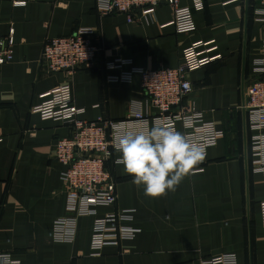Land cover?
<instances>
[{
  "label": "crops",
  "instance_id": "0c3cea01",
  "mask_svg": "<svg viewBox=\"0 0 264 264\" xmlns=\"http://www.w3.org/2000/svg\"><path fill=\"white\" fill-rule=\"evenodd\" d=\"M0 0V38H14V60L0 67V254L20 264H264V177L252 170L246 87L264 64V22L252 0H181L194 9L196 29L178 33L165 3L131 16H102L97 0ZM88 30L101 48L94 67L72 76L50 74L42 60L45 42ZM215 42L222 60L189 75L185 104L204 113L224 133L218 144L175 192L150 198L137 189L115 148L107 168L116 180L115 206L100 216L131 210L124 226L137 231L120 246L92 248L95 217L78 219L75 241L57 242V220L68 218L65 167L56 160L59 139L71 136L63 122L44 120L32 109L70 85L81 119L124 121L131 111L155 113L141 77L132 69H176L195 43ZM123 64L121 68L112 66ZM264 68V66H263ZM144 126H141L143 128ZM178 131L184 133L182 125Z\"/></svg>",
  "mask_w": 264,
  "mask_h": 264
},
{
  "label": "built area",
  "instance_id": "2783aa9c",
  "mask_svg": "<svg viewBox=\"0 0 264 264\" xmlns=\"http://www.w3.org/2000/svg\"><path fill=\"white\" fill-rule=\"evenodd\" d=\"M102 16L113 14L127 15L135 22L131 14L134 10L147 6L156 7L165 3L173 8L174 18L171 25L178 33L193 32L196 29L194 9H203L202 0H193L194 9L181 7V0H97ZM257 5L258 20L264 22V0H252ZM17 5H25L17 0ZM96 37L88 30H79L71 36L53 38L45 42L42 60L50 74L65 73L74 75L80 70L94 67L101 48ZM215 42H198L184 50L183 63L176 69H132L122 74L123 81H131L137 74L141 77L142 89L148 97L150 107L155 113L131 111L124 121L100 118L95 122L82 120L84 110L74 103L70 85L58 90L54 96L32 109V113L44 120L63 122L71 129V136L62 138L56 144V160L65 167L63 180L68 188V218L57 220L52 236L57 242L75 241L78 219L95 217L92 248L100 251L107 246H120L124 240L134 238L136 230L124 226L131 221L133 211L123 210L99 215V208L115 206L118 201L117 184L107 163L112 157L114 137L121 129L136 130L150 126L153 121L172 124L177 130L182 125L184 134L193 142L205 146L206 157L210 148L216 146L224 133L213 123L206 122L204 113L185 104L193 92L189 75L196 70L222 60L216 53ZM14 38H0V67L14 60ZM123 64L112 66L121 68ZM264 64H258L256 72L264 73ZM244 109L248 114L249 126L254 132L251 144L252 170L264 177V80H257L246 87ZM3 135L0 133V144ZM205 157V158H206ZM217 261L223 264H236L233 255L223 256ZM0 264H20L10 255L0 254Z\"/></svg>",
  "mask_w": 264,
  "mask_h": 264
},
{
  "label": "clouds",
  "instance_id": "9594fccd",
  "mask_svg": "<svg viewBox=\"0 0 264 264\" xmlns=\"http://www.w3.org/2000/svg\"><path fill=\"white\" fill-rule=\"evenodd\" d=\"M113 146L120 154L114 164L123 165L132 183L150 198L175 192L206 157L204 145L162 121L145 122L139 130L121 129Z\"/></svg>",
  "mask_w": 264,
  "mask_h": 264
}]
</instances>
